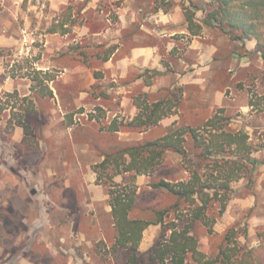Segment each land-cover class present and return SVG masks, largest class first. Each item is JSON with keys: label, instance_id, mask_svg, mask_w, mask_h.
<instances>
[{"label": "rangeland", "instance_id": "1", "mask_svg": "<svg viewBox=\"0 0 264 264\" xmlns=\"http://www.w3.org/2000/svg\"><path fill=\"white\" fill-rule=\"evenodd\" d=\"M13 1L6 0L5 4L7 15L16 17L15 26L8 28L9 34L19 31V35H16L27 34L28 40L23 37L20 44L3 47L0 54L7 72L19 78L27 77L25 82L28 85L31 82L33 93L26 95L17 91L6 96L3 92L0 98V264L129 263L131 252L114 246L116 231L111 228L112 221L104 208L108 200L106 204L99 203L97 206L93 202V197L100 198L101 192L89 187L95 182L85 166L91 159L85 164H79L86 157L75 156L72 149L73 140L89 138L97 128L98 125L91 122L90 117H96L101 127L108 125L104 119L100 120L106 111L95 99L103 93L105 85L111 83L104 78V58L117 45L110 38L112 35L120 36L124 0H62L60 6L57 3L49 5L50 0H22L21 9L18 10L20 15L12 13ZM143 1L147 3V10L176 5L196 9V17L203 16V0ZM190 1L201 9L191 6ZM62 28L67 33H62ZM52 29H56L58 34L50 39V49L47 51L46 34H53ZM107 29H110L109 34L106 33ZM167 40L163 38L160 41L163 49ZM228 47L220 50L219 55L225 56L222 57L223 66L215 65L211 69L209 86L226 90V96L235 98L234 102L237 98L245 101V96L239 97L241 94L238 93L239 89H244L249 93V102L251 99L258 102L245 112L239 111L234 102L223 106L224 114L230 116V127L249 133V141L254 147L252 154L258 161L256 164L252 161L254 165L245 177L232 182L231 198L226 211L214 225L215 232L210 234L200 222L195 224L193 232L198 236L199 248L209 254L219 250L226 232L233 226L240 233L239 241L250 246L259 243V233L264 230V65L237 70V67L230 66ZM242 48L239 47V53H243ZM43 54L46 55L45 64L50 67L47 72L55 77L54 81L40 83L33 80L37 75L45 77L46 72L41 68ZM174 57L176 55L167 59L174 60ZM167 67L172 68L170 65ZM95 73L100 75L95 77ZM241 78L244 81H240ZM46 84L56 90L61 106H58L57 101L54 103ZM44 92L46 95H43ZM170 92L181 97L178 104L181 106V87L176 86ZM82 94L85 95L82 102L87 108L75 102V98ZM165 94L160 93V96ZM218 108L209 113L210 117ZM130 121L127 120L126 125L124 123L126 130L139 132V127L128 124ZM204 122L189 125L200 127ZM179 124L187 125L183 117ZM16 126L22 128L19 140L13 139ZM150 130L140 141L154 137L157 128L152 127ZM111 135L103 136L102 142H105L104 138L111 140L115 143L114 149L138 141L124 138L119 140ZM133 135L142 136L137 133ZM187 148L190 149L189 144ZM188 164L181 154L168 151L161 165L151 174L142 176L143 182L138 184L136 177L137 201L132 216L155 219L156 210L174 203L175 197L151 187L150 183L162 178L187 180L190 177ZM126 180L130 181L131 177L123 175L122 179L117 176L115 181L124 183ZM96 210L107 231V242L93 238V224L96 225L94 221L98 218ZM212 211H218L217 205ZM174 217L175 213L171 212L166 218V230L169 229L168 222ZM158 227L154 238L151 234L150 238L143 239L146 250H139L142 264H159L149 258L151 248L162 229L160 224ZM80 230L89 233L94 241L88 250L84 248L86 240L81 239L78 233Z\"/></svg>", "mask_w": 264, "mask_h": 264}, {"label": "trees", "instance_id": "2", "mask_svg": "<svg viewBox=\"0 0 264 264\" xmlns=\"http://www.w3.org/2000/svg\"><path fill=\"white\" fill-rule=\"evenodd\" d=\"M203 1L202 9L190 2L191 6L202 10L204 25L214 26L232 40L243 43L246 39L254 38L258 43L257 49L264 53V0ZM162 8L169 10V7ZM183 8L190 32L199 34L203 25L196 17V9ZM62 33H67L66 29L62 28ZM107 59L108 55L104 60ZM153 73L157 75L161 72L154 69ZM44 74V78L37 75L33 80L42 83L55 79L48 72ZM98 75L95 73V77ZM151 83L149 79L146 81V84ZM46 86L53 95L49 85ZM43 95H46L45 92ZM145 96L136 99L139 113L128 123L143 130L158 125L161 119L177 112L181 98L170 92L165 98L149 102ZM256 104L258 102L250 100L251 106ZM224 111V107H219L200 127L181 125L175 121L160 137L127 143L103 154L102 161L92 166L96 172V183L108 190L116 230L114 246L131 252L129 264H142L139 245L145 229L151 224L162 226L149 255L150 260L159 264H186L188 261L192 264H264V230L259 233V243L250 246L239 241L240 233L233 226L226 232L219 250L214 254L200 250L198 236L193 232L198 222L206 227L208 233L215 232L214 225L226 211L231 198L232 182L245 177L254 165L251 158L254 147L249 141V133L243 129H232L230 116L225 115ZM110 128L116 131L121 127L113 121ZM168 151L181 154L189 163V179L173 181L162 178L150 183L151 187L175 197V202L156 210L155 219L132 216L137 201V175L151 174L164 162ZM125 173L130 174V181L118 183L114 180L116 175ZM216 205L218 211L215 213L212 210ZM171 212L175 213V217L168 222L169 229L166 230V218Z\"/></svg>", "mask_w": 264, "mask_h": 264}, {"label": "crops", "instance_id": "3", "mask_svg": "<svg viewBox=\"0 0 264 264\" xmlns=\"http://www.w3.org/2000/svg\"><path fill=\"white\" fill-rule=\"evenodd\" d=\"M21 1L22 0L13 1L11 6L12 13L18 14V10L21 9ZM63 1L50 0L49 5L57 3L60 6ZM5 4L6 0H0V50L3 47L17 46L21 43L23 37L24 40H28L27 34L17 36L16 33L19 35V31H13V33L9 34L8 28L15 26L14 22L16 17L14 16V18H12L7 15L8 8ZM146 4L147 3H144L143 0H124L120 16V36L112 35L110 38L111 41L117 43V45L112 52L107 54L108 59L104 62L105 69L103 72L104 78L109 79L111 83L107 86L105 85L103 93L96 96L95 99L99 101L98 105L106 111L104 117L100 118V120L104 119L108 125L106 127H101V122H99L96 117H90L89 120L91 122H96L98 125L97 128L93 130L89 138L81 137L72 141V149L75 156L78 157V155H83L86 157L82 162L78 160L79 164H85V162L91 159V162L85 164L87 169L91 172L90 176L92 180H95L89 187L99 189L101 192V197H93V202L97 206L99 203H103V205L104 203L106 204L108 200L104 208L106 215H109L112 221L111 228L113 230H115V227L108 190L107 187L96 183V172H94L92 166L102 161L103 154L113 151L116 147L114 142L111 140L108 141V139L106 140L105 138V142L103 143V136H112L111 134H113V136L117 137L119 140L124 138L128 141L131 139L140 141L145 134L151 131L150 129L152 127L147 130L139 128V132L126 130L125 128L127 120L134 119L139 113V108L135 103L136 99L138 97L145 98V95H147L149 102H153L165 98L174 87H181L183 94V101H181L182 105L178 106L177 112L164 117L160 120L158 125L153 126L157 128V131L153 135L154 137H152V139H154L165 134L166 128L171 126L175 121L181 123L182 117L187 125L194 122L203 123L209 119V113H212L214 108L217 106H229L230 102H234L235 98L232 99L226 96V90H222V88L213 89L212 86H209L211 82V69L215 65L223 66L222 57L225 56L219 55L223 47L229 46L230 66L237 67V70L249 69L254 65H264V53L257 49L258 43L256 39H246L244 43L239 40H230L227 34L215 29L216 27L204 25L202 16H200L201 18H197L203 27L199 34L193 35L188 28V22L186 21L185 13L181 6L174 5L169 8V10L164 11L161 6L147 10ZM211 28L213 30H210ZM109 30L110 29L106 30L107 34H109ZM113 30L116 31L114 28ZM54 34H58V32L46 34L47 51L50 49V39L55 36ZM163 38L168 39L165 49L162 48V44L160 43ZM241 46L243 47L242 49H244L243 53H239L238 50ZM45 54L42 56L41 68L47 72L50 67L48 64H45ZM171 55H176L174 60L171 58L167 59V57ZM168 65L172 68L168 69ZM154 69L161 73L155 75L153 73ZM230 70L229 68V71ZM237 70L236 74L238 73ZM212 77H214V73ZM26 78L27 77L23 76L19 78V76L7 72L6 66L2 62V55L0 54V98L3 92L6 96L17 91L21 93L24 92L26 95L33 93L31 82H29L28 85V83L25 82ZM148 79L152 81L151 84H146ZM240 81H244L243 78H241ZM49 87L53 91L52 99L54 103L57 101L58 106H61V101L56 90L50 85ZM163 92H166V94L160 96V93L163 94ZM238 93L241 94L239 97L245 96V101H240L239 98H237L234 105L239 111L245 112L252 107L249 102V93L244 89H239ZM83 96L85 95H80L77 97L78 99L75 98V102L76 104L79 102L78 105H83L87 108V105L82 102ZM93 106L95 107L96 104ZM80 113L84 114V112ZM204 116H206L205 119ZM124 117L125 121H123ZM113 121H116L117 124L120 125V130H111L110 125ZM0 122H2L1 119ZM106 123L102 122L103 125ZM135 133H137V135L141 134L142 136L135 137V135H133ZM21 136L22 128L16 126L13 139L19 140ZM251 155L253 158L252 161L256 164L258 159L254 157L255 155ZM262 165L264 168V164ZM123 175L126 176L130 174L125 173L117 176L123 179ZM143 175L144 174L137 175L138 184L143 182ZM117 176L115 177L117 178ZM96 213L98 218L94 221L96 225L93 224V226H95V228H93V238L96 241L102 240L107 242V231L104 230V225L101 222L98 210H96ZM158 228H160L158 224H151L145 229L139 250H146L144 246L145 241H143V239L150 238L151 234H153L154 238ZM78 233H80L82 240H86L84 241V248H91L94 241L89 233L82 230ZM115 240L116 235L114 243ZM118 249L127 250L126 248Z\"/></svg>", "mask_w": 264, "mask_h": 264}]
</instances>
